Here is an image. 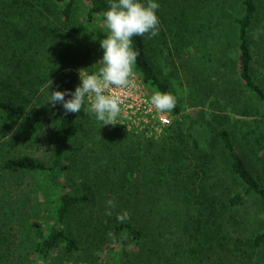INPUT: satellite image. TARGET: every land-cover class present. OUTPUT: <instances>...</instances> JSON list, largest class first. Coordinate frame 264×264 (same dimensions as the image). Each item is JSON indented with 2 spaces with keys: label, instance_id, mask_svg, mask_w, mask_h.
Segmentation results:
<instances>
[{
  "label": "trees",
  "instance_id": "obj_1",
  "mask_svg": "<svg viewBox=\"0 0 264 264\" xmlns=\"http://www.w3.org/2000/svg\"><path fill=\"white\" fill-rule=\"evenodd\" d=\"M156 2L159 34L132 38L139 53L134 70L156 91L172 94L159 60L173 66L194 116H180L158 139L124 143V128L117 126L105 142L74 160L77 116L55 105L49 164L28 154L0 155L7 175L34 174L41 184L32 192L34 200L24 196L22 206L15 201L11 219L18 231L8 241L2 236L0 264H96L94 253L114 245L113 264H248L247 250L254 253L264 244V227L246 240L232 235L242 221L234 208L249 198L264 208V77L259 83L253 75L249 37L255 0ZM78 3L86 6L85 22H104L109 0H0V125L19 124L28 101L43 88L44 60L34 57L35 47L56 40L61 56L75 62L63 50ZM70 64L59 73L56 90L73 91L77 85L79 67ZM180 113L176 103L170 114ZM228 113L235 115V128L227 126ZM201 122L210 136L194 129ZM16 140L0 144V150ZM78 162L82 168L95 165L80 184L64 176ZM44 193L51 197L46 225L40 219L47 211L33 206ZM108 199L116 204L111 216L105 214ZM125 210L130 219L120 223L116 216Z\"/></svg>",
  "mask_w": 264,
  "mask_h": 264
},
{
  "label": "rangeland",
  "instance_id": "obj_2",
  "mask_svg": "<svg viewBox=\"0 0 264 264\" xmlns=\"http://www.w3.org/2000/svg\"><path fill=\"white\" fill-rule=\"evenodd\" d=\"M255 3L257 14L249 29V37L251 39L253 55V75L255 79L258 80L257 82L261 83V78L264 77V0H255ZM85 11L86 6L82 3H78L73 18L67 27L70 37L66 44L67 49L66 51L63 50V52L69 57L75 58V62H67V57L61 56V46L56 40H49L41 47H35L38 52L33 53L34 57L44 60L42 71L43 74L45 73V81L43 83V88L31 98L30 102L28 101L26 104V115L19 124L12 126L0 125V136H3L0 137V144L11 141V138H15V136L17 139L14 145L9 146L5 144V147H2L0 150V155L28 154L46 164L50 163L52 157V138L54 130L57 127L56 107L43 104L46 102L49 92L57 89V77L65 65L71 63L69 67H73L74 65L79 67L77 85L81 82L80 73L91 74L98 69L99 65L95 63L101 59L103 55L100 41L106 37V34H108V29L105 27V23L98 18L91 23L85 22ZM159 64L160 76L168 82L172 94L177 98V104L180 106L181 113L177 116H173L170 112H162L171 123H160V121L155 120L149 123L147 128H143L144 125L142 128H139L131 125V121L128 122V125H119L120 119L118 117L117 124L101 126L100 122L96 120L94 114H85L83 110H81L79 114H76L78 132L71 139L72 156H74V160L78 159V157L85 153L86 150L97 148L101 141L105 142L106 133L117 126H122L124 128V132L122 133V135L126 137L124 143L129 140H137V137L139 139L144 137L158 139L160 136L166 134V129L180 121V116H183L184 114L194 116V113H192L191 109L187 106L186 87H184L181 81L175 77L174 67L161 60H159ZM134 76L145 93L152 96L157 92L153 87L145 84L135 70ZM50 80L52 81V84L50 85V88H48L47 85ZM90 100L91 98H89L88 103H86V107L90 106ZM209 113V109L205 108L207 119H209ZM228 115L229 124L227 126L231 128V125L233 126L235 124L233 122L235 115L230 113H228ZM196 125L197 126L194 128L196 132L203 136H210V131H208L209 129L206 127L205 122L197 123ZM236 133L235 136L237 135ZM130 134L135 136H131ZM241 150L243 151L244 149ZM72 156L70 157L73 158ZM101 162L102 161H99L98 164ZM104 163L102 167H104ZM72 166L75 171H73ZM72 166H70V169L64 173V176L70 177L73 182L77 184L88 180L89 176L94 173L95 165L82 168V165L78 162ZM254 171L258 172L257 167H254ZM86 176L88 177L86 178ZM15 183H19V185L17 186ZM40 185V178L34 174L20 173L7 175L6 172H3L2 169H0V248L5 245L2 236L5 237V241H8L12 238V232L18 231V226L15 225L14 220L11 219L12 208L14 210L17 209V203L15 201L17 200L18 204L22 206L21 204L24 196L30 195L31 200H34L32 195L36 194L37 191L39 192ZM38 197H40V199H38L41 202L40 204H35V201H31L30 203L35 204L33 205L34 207L40 205V210L47 211L44 219L39 218L41 224L46 225L50 221V202L48 200H51V197L50 195L45 196V193L38 194ZM253 200L256 199L249 198L248 203L244 206L234 208L233 212L235 213V217L242 221L240 222V225H238L236 232L232 234L233 237L237 236L242 240H246L255 228L259 229L264 227V208H262L260 204H255ZM15 236L19 237L18 234H15ZM12 248V245H10L9 249L12 250ZM117 248L118 246L114 245L113 247H103L96 251L94 253L95 263L113 264L114 260H116ZM26 249L27 246H25V250ZM247 251L249 252V256L252 254L248 264H264V244L255 248L254 253H252L251 249ZM58 258L60 257L57 256L56 259ZM241 261H246V255L242 256ZM28 264L35 263L31 261L28 262Z\"/></svg>",
  "mask_w": 264,
  "mask_h": 264
},
{
  "label": "clouds",
  "instance_id": "obj_3",
  "mask_svg": "<svg viewBox=\"0 0 264 264\" xmlns=\"http://www.w3.org/2000/svg\"><path fill=\"white\" fill-rule=\"evenodd\" d=\"M159 8L156 0H109V7L103 14L108 34L100 41L103 55L95 63L99 65L98 69L91 74L80 73L81 83L74 91H50L43 105L54 107L60 104L66 114H79L83 110L85 114H94L101 126L117 124L126 95L124 90L136 87L133 77L139 53L132 47V38L158 36ZM51 84L50 80L47 87L50 88ZM89 98L90 106L86 107ZM149 103L158 112H171L177 98L171 93L157 91ZM105 203V214L111 216L115 201L108 199ZM116 219L123 223L130 219V214L125 210L118 213Z\"/></svg>",
  "mask_w": 264,
  "mask_h": 264
},
{
  "label": "built area",
  "instance_id": "obj_4",
  "mask_svg": "<svg viewBox=\"0 0 264 264\" xmlns=\"http://www.w3.org/2000/svg\"><path fill=\"white\" fill-rule=\"evenodd\" d=\"M136 82L135 88H129L124 90L126 95L124 96V102L121 105V113L118 118L120 119L119 125H128L131 121L135 127L147 128L149 123L153 121H160V123H167L168 118L162 112H158L149 101L151 96L145 93L141 89L140 85L136 81V77H133ZM81 83V82H80Z\"/></svg>",
  "mask_w": 264,
  "mask_h": 264
}]
</instances>
